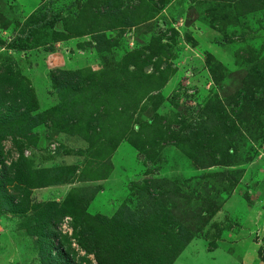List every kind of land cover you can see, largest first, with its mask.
<instances>
[{
	"label": "rangeland",
	"instance_id": "rangeland-1",
	"mask_svg": "<svg viewBox=\"0 0 264 264\" xmlns=\"http://www.w3.org/2000/svg\"><path fill=\"white\" fill-rule=\"evenodd\" d=\"M116 222L264 264V0H0V264H99Z\"/></svg>",
	"mask_w": 264,
	"mask_h": 264
},
{
	"label": "trees",
	"instance_id": "trees-1",
	"mask_svg": "<svg viewBox=\"0 0 264 264\" xmlns=\"http://www.w3.org/2000/svg\"><path fill=\"white\" fill-rule=\"evenodd\" d=\"M60 74L58 76H61L62 78L64 77V80L62 81L57 76L54 77L55 86H72V83L70 82L74 78V76H72L74 75V72H60ZM71 89V91L76 94V88L73 89L72 87ZM80 99L78 97L74 99L71 98L70 100H68L69 102L59 106L58 110H61L63 107H65L67 110V112L65 113H68V115L71 116H75L76 111L78 110L77 104L82 102V100ZM56 116L58 117V119L63 118L59 115ZM24 125L25 124H23V126ZM120 132L122 133V135L120 136L119 141L120 139H123V136L126 133L125 130H120ZM26 179L29 184L31 178L27 176ZM79 210L80 209L78 207H74L72 210L68 211L67 214L72 215L76 218L80 213H82V218H86L85 220H88V216ZM219 210V208L212 210L210 216L206 219L205 224H208L219 212ZM152 223L154 222H151L148 225V228H144L143 230H140L138 224L134 222L132 224L124 223L122 225L116 222V224L114 223L115 227L112 226L111 223L110 225H101V228L99 229L100 234L98 231H95L97 234V238L91 244H82V246L86 251L94 252L99 264H107L105 256L108 251L110 253H118L114 264H133L135 263V260L136 264L139 260H142L143 264H173L175 262V259L178 258L180 253L185 249V246L181 243H178L177 239L174 238L173 235H170L171 239L168 240V242H170L167 243L166 240L161 238V234ZM106 239H108L110 243H115L116 247L114 245L115 248L108 250L107 246L104 244ZM92 245L95 247V249L91 247ZM120 246L123 249L119 251L118 248ZM45 250V255L48 254V256L46 255V259L48 261H58L53 256L51 246L49 247V249L47 248V252Z\"/></svg>",
	"mask_w": 264,
	"mask_h": 264
}]
</instances>
